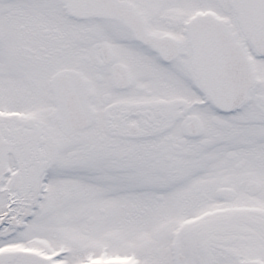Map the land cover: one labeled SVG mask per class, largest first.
<instances>
[{
    "label": "snow or ice",
    "instance_id": "obj_1",
    "mask_svg": "<svg viewBox=\"0 0 264 264\" xmlns=\"http://www.w3.org/2000/svg\"><path fill=\"white\" fill-rule=\"evenodd\" d=\"M0 264H264V0H0Z\"/></svg>",
    "mask_w": 264,
    "mask_h": 264
}]
</instances>
